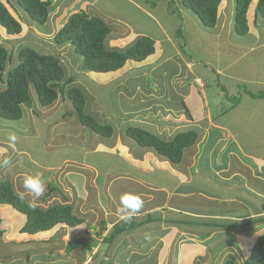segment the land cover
Listing matches in <instances>:
<instances>
[{
	"label": "crops",
	"instance_id": "obj_1",
	"mask_svg": "<svg viewBox=\"0 0 264 264\" xmlns=\"http://www.w3.org/2000/svg\"><path fill=\"white\" fill-rule=\"evenodd\" d=\"M103 1L53 0L49 19L45 23L47 26L43 27H39L38 23H27L20 10H13L17 17L22 18L21 33L26 38L54 41L58 29L73 13L82 10L102 17L112 26L107 40L109 47L123 49L143 35L155 40V51L145 60H128L124 67L110 73L83 71L77 63L80 67L78 71L90 79L116 82L118 95L127 100H120L122 104L112 113L119 116L116 123L122 124V127L107 138L77 122L80 128L67 126L70 119H78L76 110L69 104L71 101L68 99L66 103L65 96L61 95L49 107H39L37 104H34V108L24 106V125L15 128L27 135H30L28 130H34V138L39 139V145L35 146L37 151L24 147L18 153L22 157L20 164H17L7 149L13 147L9 139L11 135L6 136L3 130L0 131V139L3 140H0V163L5 167L3 171L9 173L17 193L25 191L21 179L34 174L32 172L39 173L48 184L44 194L46 200L40 203L41 206L46 207L51 201L73 204L84 222L70 228L69 234L95 230L101 237L95 246L103 242L116 223L125 221L123 217L128 213L122 211L118 199L125 192H133L142 198L143 206L132 216L138 218L144 215L146 219L150 217L151 221L120 235L126 238L131 233L151 232L154 236L140 244H151L147 251L153 257L155 251L169 250L176 237L188 245L198 240V247L188 246L187 249L192 253L194 249L197 251L201 246L205 247L206 253L202 254L205 264H220L227 258H233L228 253L232 247L239 254L246 250L249 255L253 240L264 233V96H260L264 92V20L256 16L257 0L251 3L248 10L249 32L246 35L237 34L234 30L233 1L230 7L227 0L222 1L219 19L213 28L205 27L195 14L181 6L182 16H179L180 22L178 20L173 35L153 11L156 6L144 8L135 0H125L144 12L147 25H150L146 28L103 5ZM84 3L89 6L83 7ZM173 7L168 4L162 12L169 16ZM179 28L181 33L177 34ZM2 30L6 31L0 26V33ZM68 47L71 53L74 50L71 44L59 45L58 51L62 52ZM70 57L73 59L71 54ZM72 65L76 64L72 61ZM66 73L71 75L67 70ZM150 75L156 77L153 83L148 78ZM135 78L137 83L130 90L128 84ZM76 81L73 84L84 92L85 85L83 87ZM88 93V97L85 94L87 111L99 121L104 122L108 117L111 119L112 114L103 110L105 107L100 103V95L95 91ZM91 101L96 102V107L99 105L98 109L92 108ZM123 102H127V105ZM26 108L34 109L33 113L40 111L39 116H35L40 122L32 120ZM62 111L70 112L68 120L63 121L62 118L66 117ZM64 123L66 126H63ZM130 125L143 127L164 139L188 130L197 131L199 137L195 144L185 148L181 162L174 163L154 149L142 147L126 136L124 130ZM11 126L14 128L15 124ZM85 138L93 139L89 145L81 144ZM77 140L80 141L76 143ZM51 152L54 158L46 156L49 161L38 157ZM82 160H85L83 166L87 165L88 168L81 167ZM67 163H73L75 168H70L72 172L63 177L65 181L59 179L61 185L59 180H55L54 185L59 189L49 191L52 173H56V169L62 170V165ZM39 164L46 167L41 168ZM3 171L0 170V175ZM236 185L241 188L239 192L228 187ZM28 198L26 194L27 201H30ZM210 199L230 202L232 207L206 212V209H202L206 207L203 203ZM186 203L194 204V209ZM10 208V205L0 204V213L7 216L4 218H8V221L14 222L15 215ZM224 235H229V238H223ZM23 237L34 239L36 235L26 234ZM237 239L245 245L244 249ZM120 243L116 242L117 245ZM214 246L219 248L220 253L213 258ZM130 249L134 251L136 248ZM182 249L185 246L177 247L178 254H182ZM208 252L210 256H207ZM158 254V258L154 257L156 264H165L162 253Z\"/></svg>",
	"mask_w": 264,
	"mask_h": 264
},
{
	"label": "trees",
	"instance_id": "obj_2",
	"mask_svg": "<svg viewBox=\"0 0 264 264\" xmlns=\"http://www.w3.org/2000/svg\"><path fill=\"white\" fill-rule=\"evenodd\" d=\"M14 1L7 0L15 11L20 10L23 13L25 18L23 16L22 18L27 23L44 24L48 21L53 0ZM181 1L183 7L195 14L205 27L216 26L223 0ZM253 1L236 0L234 30L237 34L246 35L249 32L248 10ZM168 4L176 6L174 0L168 1ZM176 8L178 7L174 10ZM255 11L258 18L264 19V0H257ZM26 13L29 18L26 17ZM179 16L181 17V14ZM22 18L10 11L4 0H0V26L4 27L8 34L22 32ZM28 19L32 21L28 22ZM180 31L179 28L177 34H180ZM111 32L112 26L102 17L80 10L73 13L58 29L54 42L59 45L71 44L74 51L83 57L82 70L101 73L119 70L128 60L143 61L155 51V40L145 35L138 37L123 49L109 47L107 40ZM60 53L57 50L43 52L35 46L24 44L18 49L17 54H14L6 44L0 43V116L10 120L21 119L24 115V106L34 108L33 93L37 95V100L43 107L54 104L60 95L67 96L82 126L103 137H112L116 131L115 126L109 121H99L87 111L85 93L78 85L73 84L78 73L72 72L67 76ZM260 96H264V92ZM124 133L138 145L152 148L157 154L174 163L181 162L185 148L195 144L199 137L197 131L188 130L176 133L170 139H164L136 125L126 127ZM57 189L59 188L54 184L49 186V191ZM0 204L10 205L26 215L27 219L20 229L21 234L37 235L58 226L76 228L84 222V219L75 213L71 203L56 202L47 207L41 205L30 207L26 198L24 200L19 198L8 179L0 182ZM134 218L132 216L129 223L125 221L116 223L103 241L113 242L121 233L151 221L150 217L141 221H135ZM93 245L79 239H69L66 251L70 252L78 246L92 248ZM223 264L239 263L233 258H227ZM243 264H264V233L256 237L251 252L244 258Z\"/></svg>",
	"mask_w": 264,
	"mask_h": 264
},
{
	"label": "rangeland",
	"instance_id": "obj_3",
	"mask_svg": "<svg viewBox=\"0 0 264 264\" xmlns=\"http://www.w3.org/2000/svg\"><path fill=\"white\" fill-rule=\"evenodd\" d=\"M135 1L137 2V4H139L140 6H142L144 8L150 7V6H156L155 10H153V11L160 17L161 21H164V23L168 27V30L173 35V31L177 27L178 20L180 22L179 14H181V16H182L181 6L183 7V5H182L181 0H174L175 4H176L175 7H178V8H176L175 10H174L175 7H173V9L171 8L170 9L171 12H170L169 16H168V14L165 15V13L162 11H163V7L164 6L166 7L168 5L167 4L168 1H172V0H135ZM232 1H233L234 14H235L236 0H227V4L229 7L232 6V5H230ZM4 2L7 3V6L10 9V11H12L16 15V12L11 7V3H8L7 0H4ZM13 2H15V1L13 0ZM90 4H92V2ZM102 4L109 6V8H111L113 11H115L119 14H123L126 18H128L131 21H133L134 23H136V25H140L141 27H146V28L150 27L149 24L147 25V19L144 16V12L139 10V9L134 8L132 4H130L129 2H127L125 0H114V1L104 0ZM88 6H89V4H87V3L83 4V7H85V8H87ZM221 6H222V3L220 5V7ZM90 7H91V5H90ZM26 17L29 18L27 13H26ZM233 17H234V15H233ZM262 20H264V19H262ZM31 21L32 20L28 19V22H31ZM38 25H39V27L47 26V25H45V23L44 24L38 23ZM26 27L27 26H25V28ZM152 30H154V27ZM2 33H0L1 34L0 35V43L1 42L5 43V41H6L7 43H5V44L8 46L9 50H11V52L14 54H17L18 49L24 44H29V45L35 46L38 50L43 51V52H54V51L56 52V50L58 51L59 44H56L53 41V39L46 40V39H37L35 37L26 38V36H23L22 33H19V34L14 35V36H9V35H6L7 32L4 30H2ZM14 37H17V38L13 39V40H7V39L14 38ZM61 53L60 54L62 57V63L65 65L67 72L68 73L70 72L69 74H72V72L78 73V76L76 77V80L78 82L76 81V83L82 85L83 87L85 85V88H83V89H84V92L87 95V97L89 96L88 92H92V93L94 91L97 92L98 95H100V97H99L101 100L100 103L103 105V107H105V109H103V110L107 111V112H105V111L104 112L109 113V115H111L112 113H115L114 110H116L117 106L119 104H122L120 100H126L124 97H121L118 95V92H117L118 86H117L116 82H114V81L99 82V81H96L94 79H90V78L86 77L85 74H83L81 71H78V70H80V67L77 66V63L79 65H81L82 61H83V57L80 54L74 52V50H72V52L70 53L69 47L64 49ZM70 54L73 57V59L70 57ZM72 61L76 65H72ZM68 66L70 67L69 69H68ZM83 71H85V70H83ZM89 72L98 73L95 71H89ZM136 78L133 80H130V82L128 84V88H130V90L132 89L131 87H134L136 85V83H137ZM148 78L150 79V83H153V79L156 77H154L153 75H150V77H148ZM126 87L124 89H127ZM33 95L35 97V104H37L40 107L41 105L39 104V102L37 100V95L35 93H33ZM65 98L66 99H64V100H66V103H68L69 102L68 97L65 96ZM69 104H70V106H73L71 104V102H69ZM123 104L126 106L127 102H125V103L123 102ZM90 105L92 106V108L94 110L96 108L98 109V106H99L98 105L96 107V102H92V101L90 102ZM27 111H29L28 114L32 120L35 119L36 122H40L38 120V118H35V116H37V117L39 116L40 111L35 112V113H33L34 109H27ZM25 112H26V110H25ZM41 112H43V111H41ZM62 112H64V111H62ZM69 114H70V112H68V111L63 113V115H65V117H66V118H62L63 121L68 120V117L71 116ZM109 118L110 117H108V119H105L104 121H107V120L112 121V123L116 127V130H119L122 127V124L116 123L117 120L120 119L119 116H117V114L116 115L112 114L111 119H109ZM9 120L10 119H6V118H3L0 116V127H2L0 129V131L3 130L6 134V136H8V135L9 136L10 135L15 136L14 143L13 142L11 143V146H13L12 149L10 147H9L10 149L9 148H7V149L9 151H11V156H13L12 159L14 158V162H18L17 164H20L22 156L19 155L18 153L19 152L21 153L24 150V147H31L34 151H37V148H35V146L38 147V145H39L38 140L39 139L34 138L35 133H36L34 130H28V131H30V135L24 134V131H22V130H21V132L17 131V129L15 127H19V126L24 125L23 117L19 120H16V121H13V120L9 121ZM76 122L79 123L76 119H74V120L70 119L67 126L70 127L71 125H73V127H74L76 125L78 127H75V128H80L81 126L78 125ZM13 123L15 124L14 128L11 126ZM63 126H66V123H64ZM32 129H35V128L32 127ZM37 130L40 131V128L37 127ZM82 132H86V130L85 131L83 130ZM88 133L93 134L89 131H88ZM93 136H94V134H93ZM7 139H8V137H7ZM92 139L93 138H91V140ZM0 140H1V142H3L2 138ZM87 140L88 139L85 138L83 141H81V144L86 143L89 145V142L91 140H88V141ZM8 141L9 140H7V142ZM79 141L80 140H77L76 143H78ZM0 144L2 145V143H0ZM6 147H8V146H6ZM13 148H16L18 151L15 152V150ZM18 148H20V149H18ZM43 152L45 153L44 150H43ZM13 153H16V155H13ZM46 156L49 158H51V157L54 158V155L52 152L50 154L47 153V155L41 154L38 157L40 159L49 161V158H46ZM6 159H7V157H6ZM7 162L8 161H6V163ZM84 162H85V160L83 162H81V165H82L81 167L88 168L87 165L83 166L85 164ZM25 166L26 165H24V167ZM39 166L41 168L46 167L42 164H39ZM78 166H80V165H78ZM30 167H34V166H30ZM0 168H1L0 169L1 171H3V169H5V167L2 166V163H0ZM70 168H75L73 163H71V164L67 163L65 165H62V170L56 169V173L54 171L52 173V176H51V172H49L48 177L51 176L50 177L51 183L55 184L56 179L57 180L60 179L62 182L65 181L63 177L67 176L68 173L72 172V171H70ZM35 172H32V173L35 174ZM43 174H45V173H43ZM9 177H10L9 173H6V171H3V173L0 175V182L3 180H7V179L10 180ZM44 177H47V176H44ZM23 180L24 179H21L20 182H23ZM60 180H59V183H60ZM44 182H45V186H46L45 187V193H46V191L48 190V186H47L48 184L46 183V181H44ZM60 185H61V183H60ZM228 187L230 190H232V191L237 190L238 192L241 189L237 185L236 186H228ZM44 196L45 195L41 196L38 199L37 205H41L40 203L43 204L45 202L46 198ZM28 197H30V196H28ZM28 199L31 200V197ZM51 200H54V199L51 197ZM208 200H209V198H208ZM118 202L120 203V199H118ZM50 203H51L50 205L53 204L52 201ZM203 204H206V207L204 206L202 208V209H206V212L223 211L224 209L232 207V204L230 202H223L221 200H211L210 199L209 202L203 203ZM185 205H187L191 209H194V204H192V203H186ZM47 206H49V205H46V207ZM10 210L12 211L11 213H13L15 215L14 216V222L8 221V218L7 219L4 218L7 216L0 213V232L1 231L3 232V237L5 238V240L25 241V240L32 239L30 237H23V235L24 236L26 235L24 233H22L23 235H21V231H20L21 227L20 226H22V224L25 223V221L27 219L26 215L24 213L16 210L12 206H11ZM74 211H75V209H74ZM75 213L77 214L76 211H75ZM15 218H16V220H15ZM144 219H146V217L144 215L141 217H138V218H134L135 221H141ZM125 222L129 223L130 220H125ZM69 229H70V227H68V226H58V227H55L53 230H50V231H47L44 233H39L38 235H36V237H34V239H46V240L54 239V238H57L58 234L63 233V238L66 240L79 239L80 241H83L86 244L87 243L94 244L93 247L86 249L82 246H78V247H75L74 249H72L70 252L66 251V248L65 249L60 248L56 251H49L47 249H43L40 251H32L28 255L26 253H23L20 255L1 259L0 264H153L154 261L156 264V262H157L156 258L159 257V254H158L159 252L162 253V256H164L163 259L165 261V264H167V263L168 264H181V262H182V264H187V263L192 264L193 261H194V264H197V262H198V264H205L206 263L204 260H202V258H204V257H202V254L205 252V249H206L205 247L201 246L200 247L201 249H199V250L197 249V251L194 249V251H192V253H190L189 250L187 249L188 246L194 247V248L198 247V245H197L199 243L198 240H197V242L193 241V242L189 243V245H188L187 243L185 244V242L179 240V238L176 237V240L173 242V244L169 250L166 249V251H164V252L163 251H159V252L155 251L154 257H156V258H154L152 253L147 251V249L150 247L151 244H146V245L140 244L142 242H145L151 236H154L151 234V232H150V234H147L148 232H146V233L141 232V233H137V234L131 233L126 238H125V236L123 237L122 235H119V236H116V238L114 239L113 242L103 241L104 242L103 243L101 241L98 246H95L98 244L99 239L101 238L100 236H98L96 234L95 230H91V229L88 230L86 228L87 234H85L86 232H84V234H82V232L80 231V233H75L74 235H70ZM129 232H131V230L125 231V233H129ZM223 238H229V235H224ZM119 241H121V243L119 245H117L116 242H119ZM237 241L239 243L240 239H237ZM254 242H255V239L253 240V243L251 242L252 246H253ZM239 244L242 245L243 249L245 248V245L243 243H239ZM184 246H185V249L184 250L182 249V254H180V253L178 254L177 247L182 248ZM252 246L249 249L250 251L252 249ZM130 248H136V249L133 251ZM213 248L215 249V251H213V253H212L213 254L212 256L214 258L220 252H218V249H219L218 247L214 246ZM229 249L230 250L228 253L231 254V256L235 260H237L239 264H243V259L248 255V252H246V250H245L244 253L239 254V251L237 249H233V247L229 248ZM139 253L144 254V255L143 256L141 254L136 255ZM209 253L210 252L207 253V256L208 255L210 256ZM162 256H161V258H162ZM228 257H230V256H228ZM190 258L192 261H190ZM224 259H226V257ZM220 264H223V261Z\"/></svg>",
	"mask_w": 264,
	"mask_h": 264
},
{
	"label": "clouds",
	"instance_id": "obj_4",
	"mask_svg": "<svg viewBox=\"0 0 264 264\" xmlns=\"http://www.w3.org/2000/svg\"><path fill=\"white\" fill-rule=\"evenodd\" d=\"M10 141L14 143L15 136L9 137ZM22 187L25 191L19 192L18 196L21 200L26 198V194L32 199L29 201V206L35 208L38 199L45 193V182L39 173L27 175L24 177ZM120 204L122 211L128 213L123 218L131 220L132 214L139 211L143 206L142 198L133 192H125L120 196Z\"/></svg>",
	"mask_w": 264,
	"mask_h": 264
},
{
	"label": "water",
	"instance_id": "obj_5",
	"mask_svg": "<svg viewBox=\"0 0 264 264\" xmlns=\"http://www.w3.org/2000/svg\"><path fill=\"white\" fill-rule=\"evenodd\" d=\"M67 247V240L63 238V233L58 234L54 239H29L25 241L5 240L3 232H0V260L23 253L40 251L47 249L56 251Z\"/></svg>",
	"mask_w": 264,
	"mask_h": 264
},
{
	"label": "flooded vegetation",
	"instance_id": "obj_6",
	"mask_svg": "<svg viewBox=\"0 0 264 264\" xmlns=\"http://www.w3.org/2000/svg\"><path fill=\"white\" fill-rule=\"evenodd\" d=\"M68 242V241H67Z\"/></svg>",
	"mask_w": 264,
	"mask_h": 264
}]
</instances>
